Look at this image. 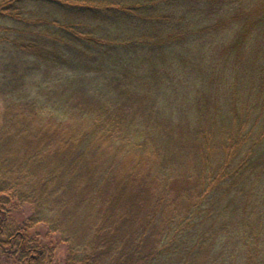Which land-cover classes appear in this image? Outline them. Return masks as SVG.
Listing matches in <instances>:
<instances>
[{
    "label": "trees",
    "instance_id": "trees-1",
    "mask_svg": "<svg viewBox=\"0 0 264 264\" xmlns=\"http://www.w3.org/2000/svg\"><path fill=\"white\" fill-rule=\"evenodd\" d=\"M0 264H264V0H0Z\"/></svg>",
    "mask_w": 264,
    "mask_h": 264
},
{
    "label": "rangeland",
    "instance_id": "rangeland-1",
    "mask_svg": "<svg viewBox=\"0 0 264 264\" xmlns=\"http://www.w3.org/2000/svg\"><path fill=\"white\" fill-rule=\"evenodd\" d=\"M13 213L17 220H21L30 213V210L28 206L25 205L16 208ZM32 230H36L45 243L53 246L54 259L60 263L64 262L68 253L67 246L60 240L58 234L49 233L46 226L42 223L35 225Z\"/></svg>",
    "mask_w": 264,
    "mask_h": 264
}]
</instances>
